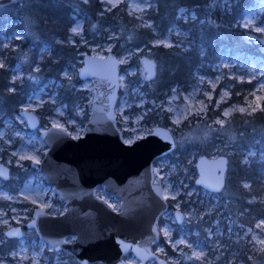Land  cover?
Listing matches in <instances>:
<instances>
[{
	"label": "rangeland",
	"instance_id": "374dc122",
	"mask_svg": "<svg viewBox=\"0 0 264 264\" xmlns=\"http://www.w3.org/2000/svg\"><path fill=\"white\" fill-rule=\"evenodd\" d=\"M16 1L0 0V12L16 7ZM38 1L23 0L18 6L25 8ZM100 2L103 10H110L113 4L117 6L126 2L127 12L137 18L140 25L148 27L152 24L147 19V11L154 5L150 0ZM234 2L235 0H221V4L226 7ZM77 15L76 10L72 15L75 21L69 28L68 37V43L75 47V58L69 60L62 70L61 80L50 78L42 81L37 74L38 64L33 63L27 53L28 48L36 50L34 45L40 41L38 22L34 17L23 12L19 18L10 19L1 34L0 64H4L9 52L17 50L21 44L15 41L27 40L30 44L26 46L25 53L20 52L15 56L10 82L20 83L26 78L36 82L37 89L19 105L18 110L34 112L40 123L37 128L30 130L19 111L8 114L0 109V163L10 169L8 179L0 177V243L8 239L4 232L9 228L19 227L22 230L17 246L3 255L0 264H79L78 259L69 251L54 250L33 229L27 228L37 207L51 215H59L65 211L64 201L58 199L53 186L47 184L42 174L34 170L30 163L41 162L48 151L40 138L41 132L48 127L64 128L75 139L84 135L92 85L90 80L82 81L78 77V71L85 54L105 57L110 52L115 54L119 62L120 87L115 116L124 142L131 144L147 136L159 125L156 121L148 123L144 120L151 110L146 107L147 103L159 111H166L171 122L166 128L173 136L175 148L153 161L154 169L162 180L164 197H167L171 207L159 218L160 241L152 250L168 264H246L245 258H252L248 255V250L257 252L264 249V244L260 243L264 240V217L253 224L240 221L236 209L230 204L233 193L226 184L223 189L213 193L199 187L195 181V162L202 155L196 156L194 151L186 150V146L206 148L213 134L223 128L233 115H250L261 109L264 99L257 100V97L264 98V0H254L253 5L246 8L243 16L236 22V25L246 30L245 37L257 45L255 53L236 56L222 54L217 60L207 64L203 71H196L185 89L175 85L164 98L158 100L150 99L148 93L154 91L160 80L162 66L149 55L150 50L131 45L133 33L129 30L122 38L121 30L109 27L97 29V25L93 23L87 35L84 19ZM196 18L197 13L193 8L180 6L176 13L177 21L166 33L156 35L157 38L151 44L188 48L185 38L187 39L189 30L185 24ZM204 22L206 21L202 19L198 23ZM9 26L12 31L8 34L5 31ZM77 27L78 33L74 34L72 29ZM49 49L43 44L37 50L36 60H40L41 55ZM145 58L154 60L156 64L154 78L146 76L142 63ZM234 83L249 85L233 96ZM61 88L75 94L74 98L68 102L65 94L60 91ZM220 107V113L209 120L207 113ZM240 108L245 111H239ZM229 110L230 115L224 116V112ZM217 120H223V124L217 123ZM225 149V145H216L213 155L207 157L227 156ZM254 156L253 149L247 152L243 160L248 161ZM97 196L118 210L120 201L104 188H98ZM176 212L182 213L180 224L177 223ZM197 224L202 228L199 229ZM176 226L180 228L177 230ZM74 238L70 235L66 239L72 243ZM197 254L199 259L196 258ZM124 260L128 263L137 262L131 252L124 255ZM147 264L156 262L150 260Z\"/></svg>",
	"mask_w": 264,
	"mask_h": 264
},
{
	"label": "water",
	"instance_id": "95a60500",
	"mask_svg": "<svg viewBox=\"0 0 264 264\" xmlns=\"http://www.w3.org/2000/svg\"><path fill=\"white\" fill-rule=\"evenodd\" d=\"M142 63L147 78H154V60L145 58ZM119 76L114 53L83 56L78 77L92 85L85 133L75 139L64 128L48 127L40 134L48 151L41 162L30 163L64 201L65 211L51 215L37 207L27 228L54 250L69 251L79 264H147L150 260L168 264L152 250L160 241L159 218L169 208L153 161L174 150V139L168 128L158 125L147 136L131 144L124 142L115 116ZM19 115L30 130L39 126L34 112L21 110ZM195 169L196 184L202 189L213 193L224 188L226 156L202 155ZM9 176L10 169L0 163V177L6 180ZM100 187L120 201L118 210L97 196ZM175 216L180 224L182 213ZM10 232L17 234L9 236ZM4 234L20 239L22 230L12 227ZM70 235L75 237L72 243L66 239ZM129 252L136 263L124 260Z\"/></svg>",
	"mask_w": 264,
	"mask_h": 264
},
{
	"label": "trees",
	"instance_id": "16d2710c",
	"mask_svg": "<svg viewBox=\"0 0 264 264\" xmlns=\"http://www.w3.org/2000/svg\"><path fill=\"white\" fill-rule=\"evenodd\" d=\"M1 1L10 2L11 0ZM22 1L17 0L16 7L0 12V50L1 34L10 19L19 18L23 12L34 17L38 22L40 41L34 45L36 50L28 48L27 53L32 62L38 64L37 74L42 81L50 78L61 80L62 70L69 60L75 58V47L68 43V37L69 28L75 21L72 15L76 10L77 16L84 19L87 35L93 23L97 25V29L109 27L121 30L122 38L123 34L129 30L133 33L131 45L150 50L149 55L162 66L160 80L154 91L148 93L149 98L154 100L164 98L175 85L185 89L196 71L200 69L203 71L207 68V64L217 60L222 54L236 56L241 53L256 52L257 45L245 37L246 30L236 25L245 9L253 5L254 0H235L230 7L222 5L221 0H150L154 5L147 11V19L152 23L148 27L140 25L138 19L127 12L126 2L110 10H103L100 0H87V2L85 0H39L37 3L33 2L21 8L18 5ZM180 6L193 8L197 13V18L193 22L185 24L189 30L188 37L185 38L188 48L153 46L151 42L157 38L156 35L166 33L177 21L176 13ZM202 19L206 22L199 24L198 22ZM10 31L12 27L9 26L5 32L9 34ZM20 42L17 50L9 52L3 67H0V109L8 114L18 112L19 105L38 87L36 82L27 78L20 83L10 82L15 56L20 52L25 53L26 46L30 45L27 40L15 41V43ZM43 44L50 49L41 55L40 60H36L37 50ZM234 84L233 96L249 85ZM60 91L65 94L68 102L75 96L68 89L61 88ZM146 107L151 109L144 117L146 122L156 121L165 127L171 125L166 111H159L150 103H147ZM220 111L221 107L218 110H211L207 113L208 119L214 118ZM220 144L226 146L225 152L228 158L226 186L233 193L230 204L236 209L240 221L253 224L264 217V101L261 109L253 114L233 115L223 128L213 134L206 148L187 145L186 150L194 151L196 156L199 154L212 156L214 148ZM253 149L255 156L244 161L247 152ZM245 184L248 187H245ZM170 207L171 203H169ZM176 227L177 230L180 228ZM17 243L16 239H6L0 243V262L3 255L14 249ZM248 253L252 258H245L246 264H264V250L257 252L248 250Z\"/></svg>",
	"mask_w": 264,
	"mask_h": 264
},
{
	"label": "snow or ice",
	"instance_id": "6c2138e0",
	"mask_svg": "<svg viewBox=\"0 0 264 264\" xmlns=\"http://www.w3.org/2000/svg\"><path fill=\"white\" fill-rule=\"evenodd\" d=\"M85 2H87V0H85ZM110 2H111V0H110ZM115 6H116V4H113V7H115ZM78 30H79L78 27L72 29V31H73L74 34L78 33ZM0 67H3V64H0ZM213 87H215V86L213 85ZM209 98H211V97H209ZM260 99H264V98L257 97V100H260ZM257 107H259V104L257 105ZM253 110H255V109H253ZM239 111L244 112L245 109L244 108H240ZM230 112H231V110L225 111L224 112V116L230 115ZM217 123L223 124V120H217ZM250 155H251V153H250ZM245 187H248V185H245ZM165 198H167V197H165ZM257 227H260V225H258ZM249 231H251V229H249ZM16 234H17L16 232H10V233H8L9 236H13V235H16ZM260 243L261 244H264V240H261ZM262 250H264V249H262ZM196 258L197 259L200 258L199 257V254H197Z\"/></svg>",
	"mask_w": 264,
	"mask_h": 264
},
{
	"label": "flooded vegetation",
	"instance_id": "af4514ba",
	"mask_svg": "<svg viewBox=\"0 0 264 264\" xmlns=\"http://www.w3.org/2000/svg\"><path fill=\"white\" fill-rule=\"evenodd\" d=\"M178 223V222H177ZM8 239H10V238H8ZM12 239H16V238H12ZM16 240H19V239H16Z\"/></svg>",
	"mask_w": 264,
	"mask_h": 264
}]
</instances>
